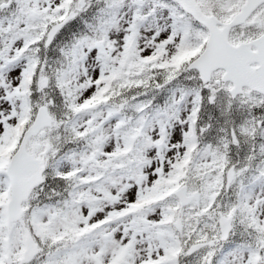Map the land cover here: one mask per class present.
Wrapping results in <instances>:
<instances>
[{
	"label": "snow or ice",
	"instance_id": "snow-or-ice-1",
	"mask_svg": "<svg viewBox=\"0 0 264 264\" xmlns=\"http://www.w3.org/2000/svg\"><path fill=\"white\" fill-rule=\"evenodd\" d=\"M0 264H264V0H0Z\"/></svg>",
	"mask_w": 264,
	"mask_h": 264
}]
</instances>
